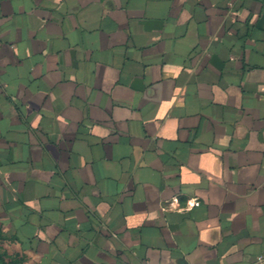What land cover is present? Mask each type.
<instances>
[{
    "label": "crops",
    "instance_id": "obj_1",
    "mask_svg": "<svg viewBox=\"0 0 264 264\" xmlns=\"http://www.w3.org/2000/svg\"><path fill=\"white\" fill-rule=\"evenodd\" d=\"M0 264H264V0H0Z\"/></svg>",
    "mask_w": 264,
    "mask_h": 264
},
{
    "label": "built area",
    "instance_id": "obj_2",
    "mask_svg": "<svg viewBox=\"0 0 264 264\" xmlns=\"http://www.w3.org/2000/svg\"><path fill=\"white\" fill-rule=\"evenodd\" d=\"M195 204H198V202L196 201Z\"/></svg>",
    "mask_w": 264,
    "mask_h": 264
}]
</instances>
